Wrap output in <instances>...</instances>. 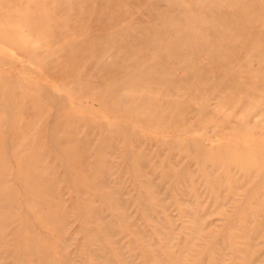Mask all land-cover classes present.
I'll use <instances>...</instances> for the list:
<instances>
[{"label":"rangeland","instance_id":"374dc122","mask_svg":"<svg viewBox=\"0 0 264 264\" xmlns=\"http://www.w3.org/2000/svg\"><path fill=\"white\" fill-rule=\"evenodd\" d=\"M0 264H264V0H0Z\"/></svg>","mask_w":264,"mask_h":264},{"label":"bare ground","instance_id":"6f19581e","mask_svg":"<svg viewBox=\"0 0 264 264\" xmlns=\"http://www.w3.org/2000/svg\"><path fill=\"white\" fill-rule=\"evenodd\" d=\"M11 27V26H10ZM240 149V148H239ZM244 153V152H243ZM180 262H182V261H180Z\"/></svg>","mask_w":264,"mask_h":264}]
</instances>
